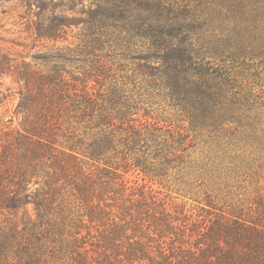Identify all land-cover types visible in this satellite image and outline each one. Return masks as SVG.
I'll use <instances>...</instances> for the list:
<instances>
[{
	"label": "trees",
	"instance_id": "obj_1",
	"mask_svg": "<svg viewBox=\"0 0 264 264\" xmlns=\"http://www.w3.org/2000/svg\"><path fill=\"white\" fill-rule=\"evenodd\" d=\"M21 1L37 38L85 34L33 65L0 60L20 116L0 134V264H264V0ZM80 55L99 74L73 75ZM111 58L133 62L137 93L163 92L191 129L250 147L228 155L236 173H261L245 206L220 207L206 191L193 206L177 201L178 177L208 187L196 174L206 163L185 161L188 135L129 118L135 106L115 81L101 90Z\"/></svg>",
	"mask_w": 264,
	"mask_h": 264
},
{
	"label": "rangeland",
	"instance_id": "obj_2",
	"mask_svg": "<svg viewBox=\"0 0 264 264\" xmlns=\"http://www.w3.org/2000/svg\"><path fill=\"white\" fill-rule=\"evenodd\" d=\"M88 0H84V5L89 6ZM79 6L76 10L79 11ZM86 18V15H78ZM32 21L34 18L28 14L25 3L21 0H0V60L6 56L15 61L25 60L26 62L35 63L33 56L40 53L51 51L54 48L69 47L75 49L83 40L85 32L82 30V25L71 27L66 30L63 39L54 43L52 41L39 39L32 31ZM79 62L67 65V69L75 76L83 78L88 74H99V61L94 57L80 55ZM40 64V63H39ZM106 67H109L107 74L109 78L103 82L101 90L108 87L109 82L115 81L116 86H120L123 91L131 96L130 103L135 107L129 114V118H146L148 121H158V125L162 127L159 134L168 136L171 134L176 139L179 133L188 135V139L182 146L187 147L184 156L185 161L195 163H206L205 167L196 174L199 176L197 183L208 184L207 188H202V191L196 189L193 183L196 175H184L183 180L177 178L171 188L174 192H179L178 202H186L187 207L195 205L193 199L202 200L205 196L204 191L211 196L214 203L220 207H240L246 205L247 201L255 194L256 188L260 183V171H253L249 175L250 170H245L242 173H236L233 169V164L230 163L229 156H237L239 153L249 154L250 147L242 149L243 143L238 140L222 141L215 140L206 131L193 130L189 123L184 119L183 113L179 108L171 105V102L163 92L153 90V92H138L140 80V71L137 70L135 64L127 59L111 58L108 59ZM97 72V73H96ZM8 70L0 67V134L4 131L16 129L19 127L20 116L15 114V108L19 101V85L14 81ZM130 77V78H129ZM103 80V76H100ZM262 78V76H261ZM88 80V78H86ZM89 86L95 84L94 76L90 77ZM260 83H263L261 81ZM98 86H96L97 88ZM147 112V114L145 113ZM166 129H170L167 132ZM179 131V132H178ZM225 140V139H223ZM245 150V151H244ZM224 156V157H223ZM224 158L223 167L219 168L221 159ZM210 160V161H209ZM211 162V163H210ZM227 162V163H226ZM238 162V160H234ZM208 163V164H207ZM198 164V165H199ZM192 165V164H191ZM214 165H216L214 167ZM245 165V164H243ZM193 169L197 165H192ZM225 168L228 169L226 172ZM247 172V173H246ZM126 177L130 180V184L134 180L138 183H143L140 175L129 171ZM174 180L173 178L171 179ZM186 180V184L183 183ZM155 188H159L156 184ZM177 187L189 190L192 188L193 193L186 195ZM172 196H176L172 192ZM203 203V201H202ZM32 213V207H29Z\"/></svg>",
	"mask_w": 264,
	"mask_h": 264
}]
</instances>
